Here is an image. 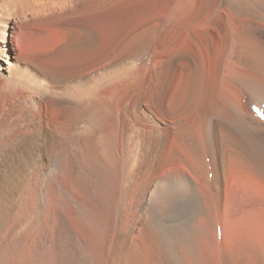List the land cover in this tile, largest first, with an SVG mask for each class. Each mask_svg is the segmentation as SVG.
<instances>
[{
  "label": "bare ground",
  "instance_id": "6f19581e",
  "mask_svg": "<svg viewBox=\"0 0 264 264\" xmlns=\"http://www.w3.org/2000/svg\"><path fill=\"white\" fill-rule=\"evenodd\" d=\"M262 114L264 0H0V231L27 180L25 264H192L215 209L264 264Z\"/></svg>",
  "mask_w": 264,
  "mask_h": 264
},
{
  "label": "rangeland",
  "instance_id": "374dc122",
  "mask_svg": "<svg viewBox=\"0 0 264 264\" xmlns=\"http://www.w3.org/2000/svg\"><path fill=\"white\" fill-rule=\"evenodd\" d=\"M225 60H226V57H225ZM228 62H229V60H228ZM228 62H226V63H228ZM198 176L200 178L202 177V175H198ZM46 190H47V188H42V184H41V181L39 179L38 180V195L40 196ZM18 206L14 212V215L12 216V220L8 224L9 226L8 225L5 226L6 228H4L2 231H0V233H3V234H0V238L3 239V240L0 239L1 240L0 241V246H1L0 248L4 249V250L0 249V253H1V255L5 254L4 256L0 255V263L1 264H17V263L18 264H25V263H27V262H25V261H27L25 253H26V247H27V241H28V237H27L28 235L27 234L29 233V228H30V223H31V218H30L31 211H30V207H29L30 206V196L28 194V181L27 180H26L24 187L22 188L20 196L18 198ZM220 213H221V209H219V210L215 209V211L211 213V219H209V221L203 222L204 224H201L199 226L200 233H201L202 237L200 238V242L196 246L197 248L196 247L194 248V251H193L194 256L192 259L193 260L192 264H222V260H221V215H220ZM17 221H19V223ZM210 221L212 223H210ZM13 222H15L17 224L14 223V225H13L12 224ZM15 225H18V226L13 228V226H15ZM9 230H10V232H9ZM11 230H12V232H11ZM13 231H14V233H13ZM136 232L138 233V230ZM23 233H24V235H23ZM5 235H6V237H5ZM7 236H8V238H7ZM18 238H20V239H18ZM22 238H23V240H22ZM20 241L22 242V244H21L22 246L20 245V243H21ZM118 241L119 242H117L116 245L120 249L121 246L122 247L124 246V243H122V241H120V240H118ZM136 241H137V239H136ZM120 242H121V244H120ZM115 243H116V240H112L111 243L107 244V249H108V254L106 256L107 258H101L100 259V260H102L101 262L103 264L108 263V259L110 257L109 254H112L111 251L109 253V248H110V246H112L111 248H113ZM10 252L11 253L13 252V253L11 254ZM145 253H146V251H145ZM21 258L22 259L24 258V259L22 260ZM65 258L67 259V262L69 264H80L82 262L81 261L82 256H81V254H79V250L77 249V246H72L71 249H66ZM1 260H2V262H1ZM20 261L21 262L23 261V262L21 263Z\"/></svg>",
  "mask_w": 264,
  "mask_h": 264
},
{
  "label": "snow or ice",
  "instance_id": "6c2138e0",
  "mask_svg": "<svg viewBox=\"0 0 264 264\" xmlns=\"http://www.w3.org/2000/svg\"><path fill=\"white\" fill-rule=\"evenodd\" d=\"M262 116H264V114H262Z\"/></svg>",
  "mask_w": 264,
  "mask_h": 264
}]
</instances>
